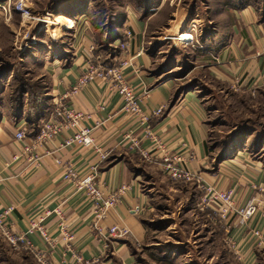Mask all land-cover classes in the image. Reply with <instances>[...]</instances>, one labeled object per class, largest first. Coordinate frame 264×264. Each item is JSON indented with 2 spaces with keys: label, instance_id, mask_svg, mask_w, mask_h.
I'll return each instance as SVG.
<instances>
[{
  "label": "crops",
  "instance_id": "obj_1",
  "mask_svg": "<svg viewBox=\"0 0 264 264\" xmlns=\"http://www.w3.org/2000/svg\"><path fill=\"white\" fill-rule=\"evenodd\" d=\"M129 6L122 11L124 15L119 32L123 34V30L129 28L133 34L131 39L123 35L127 44L112 61L116 63L131 58L124 69L126 81L140 98L150 131L160 138L167 149L184 155L186 166L202 175L215 188L233 189L236 206H245L251 201L258 204L255 214L245 224H238L236 217L231 218L233 226L230 234L238 256L232 251L231 254L236 264H264V192L258 190L262 188L264 191V163L253 159L244 150H237L217 163L212 162L207 148L206 106L195 88L199 84L193 83L191 87L182 89L170 76L153 70L152 53L145 47L144 22L132 9H127ZM220 7L219 13H212L218 19L217 26L213 31L204 33L199 45L203 48L200 53L205 56L201 57L199 53L193 58L195 63L189 74L202 67L210 78L230 86L234 91L263 88V8L243 1H237L236 5L220 4ZM69 21L75 24L64 30V34L66 31L69 34L67 43L64 42L67 46L60 47V53H54L45 64L50 99L45 102L39 128L42 121L51 117L59 98L85 70L87 59L93 57L98 62V56L101 57V53L94 52L95 32L85 12L79 17H71ZM120 41L117 39L112 44ZM62 103L90 113V117L82 122L83 126L93 127L95 119L102 120L101 125L91 131L92 146H63L64 139L72 134L70 128H63L48 144L38 149L39 157L36 159L28 160L26 155L19 161H12V155L18 154L23 144L29 143L35 135L31 134L33 123H27L25 117L14 121L1 116L0 209L9 204L13 206V231L26 234L33 249L44 257L46 264H74L73 253L91 261V264H142L135 255V249L150 246L147 241L153 238L150 234L155 232L154 225L165 220L166 216L159 211L164 207L161 198L166 196L167 188L155 178L157 173L150 169L153 166L141 165L140 161L144 158L126 148L124 135L131 133L137 137L143 148L149 149L154 143L146 138L145 128L138 117L121 109V95L109 91L106 83L100 80L93 81L75 95L65 97ZM102 103H105L103 110H98ZM160 106L164 107L162 113L153 115L152 112ZM60 119L56 120L61 124ZM21 129L25 131L26 139L17 141L15 133ZM101 153L108 154L106 160H99ZM66 165L74 168L79 177L96 167L95 181L105 194L121 185L128 186L120 203L109 209L106 219L100 222L105 227H124L129 231L127 235L110 237L107 241L98 237L91 226L94 220L92 200L63 179ZM194 185L190 184L182 191L170 186L166 192L182 193L180 198L189 204L184 215L193 216L191 220L194 223H203L204 234L197 230L193 231L192 237H188L193 243L206 238V262L217 260V264H227L226 249L215 245L225 236L223 226L211 218L210 208H207V217L196 211L201 192ZM180 218L170 222L179 223ZM211 224L214 229L209 226ZM62 225L71 235L68 241L62 237ZM38 227L45 229L51 244L41 239ZM255 229L260 232L261 239L253 236ZM203 253L200 254L199 249L197 254ZM188 254H191L190 251Z\"/></svg>",
  "mask_w": 264,
  "mask_h": 264
},
{
  "label": "rangeland",
  "instance_id": "obj_2",
  "mask_svg": "<svg viewBox=\"0 0 264 264\" xmlns=\"http://www.w3.org/2000/svg\"><path fill=\"white\" fill-rule=\"evenodd\" d=\"M132 1L139 4L142 0ZM237 1L264 8V0H151L152 7L141 18L146 31L145 47L152 53L154 71L160 70L164 76H170L182 89L191 87L193 83L199 84L195 88L206 106L208 146L212 162L216 163L223 155L226 157L237 150H244L253 159L264 163V87L234 91L230 86L210 78L202 67L189 74L195 63L193 58L203 50L199 45L204 33L213 31L217 26L218 19L212 13L220 12V4L236 5ZM5 2L7 0H0V4L6 5ZM118 2L120 0H14L10 10L4 12L0 9V114L11 119L18 106L25 111H31L39 101L48 102L50 96L45 64L54 53H60V47L67 46L65 43L69 34L67 31L64 34V30L75 24L72 20L69 21L70 18L79 17V14L85 12L90 27L102 24L100 29L105 33L112 26L111 17L122 23L124 8L118 9ZM17 5L27 9L31 18H24L15 10ZM127 9L133 10L134 6ZM136 14L139 16V12ZM55 16L57 21L54 24L38 22V18L52 19ZM185 29L193 32L194 41L181 42L173 38L172 35L178 36ZM126 30L130 29L125 28L123 35ZM130 33L133 34L131 30ZM162 33L166 36L164 40L160 38ZM125 41L123 39L117 44L105 45L107 56L114 54L117 49L122 52ZM98 61L102 63L100 56ZM261 141L262 145L259 144ZM141 160V165L154 167L150 169L157 173L155 178L167 188L166 191L170 186L182 191L184 187L194 185L192 182L174 181L154 163ZM194 187L199 190L195 185ZM166 191V196L161 198L164 207L159 211L166 216L165 220L154 225V234L149 232L150 237H153L147 241L150 246H139L135 249L137 259L142 264H217V260L206 262V238L196 243L189 240L188 236L192 237L193 231L198 230L201 235L204 234L203 223H194L191 220L193 216L184 215L189 204L180 198L182 193L169 194ZM200 197L196 203V211L207 217L208 209L200 207ZM177 216L181 217L179 223L172 224L170 221H177ZM168 223L172 225H167ZM209 226L213 228L212 224ZM224 238L221 237L215 245L226 249L227 264H236ZM199 249L200 254L204 252L203 255L197 254ZM189 251L191 254H188ZM26 253L33 256L29 251L13 250L0 236L1 264H9V260L23 263L25 258L22 257L28 255ZM33 259L30 257V262L41 264L34 256Z\"/></svg>",
  "mask_w": 264,
  "mask_h": 264
},
{
  "label": "built area",
  "instance_id": "obj_3",
  "mask_svg": "<svg viewBox=\"0 0 264 264\" xmlns=\"http://www.w3.org/2000/svg\"><path fill=\"white\" fill-rule=\"evenodd\" d=\"M22 0H18L21 2ZM13 3V2H12ZM11 3V4H12ZM5 6V7H4ZM0 9L6 12L10 10V5L0 4ZM15 10L19 11L24 18H31L27 9H24L21 5H17ZM38 22H44L45 18H38ZM127 38L132 37L130 30L124 31ZM160 38H166L165 33H162ZM191 41H194L191 39ZM188 41V42H191ZM127 43L122 44L125 48ZM264 51V48L262 49ZM139 54V53H138ZM130 57L124 58L119 61L117 65L107 67L104 64L97 62L95 58L90 57L86 61L85 70L78 76L75 83L69 88V90L60 97L52 110L51 117L42 121V124L38 132L32 137L29 143H25L22 146L21 151L18 154L12 155V161H19L28 156V160H34L38 156L37 151L42 146L48 144L63 128H70L72 134L67 136L62 145L70 146L78 144L82 146H92L91 131L99 127L102 123L100 118L94 120L93 127L83 126L82 122L90 117V113H86L82 110L75 109L62 103L63 99L67 96L77 94L82 88L86 87L95 80H100L106 83L109 91H116L121 95V109L128 114H132L139 119V123L145 128V136L151 142L153 146L149 149L143 148L140 145V140L133 136L131 133L124 135L125 146L129 151L138 153L142 158L150 161L158 166L165 175L174 181L178 182H192L201 192L199 205L202 209L210 208L212 210L211 218L216 219L223 226L225 232V243L227 247L237 255L236 245L230 232L232 229V217H236L238 224H245L246 221L251 218L256 210L258 204L251 201L245 206H236L235 191L233 189L221 190L215 188L212 184L208 183L202 175L198 172H194L189 169L185 164L184 155L176 152H172L165 147L163 142L152 133L147 124L148 118L143 113L140 104V98L136 95L125 77V67L129 64ZM145 95V94H143ZM105 103L99 104L98 110H103ZM163 106L155 109L152 114L159 115L163 111ZM61 118V124L56 120ZM24 130H18L15 133V139L17 141H24L26 139ZM108 154L101 153L99 160H106ZM60 163L59 160L56 161ZM93 168V167H92ZM95 170L92 169L90 173L79 177L74 168L70 165H66L64 168L63 179L79 191L85 192L93 203V216L94 220L91 223L92 228L96 231L98 237L107 241L110 237L122 238L129 232L124 227L118 225H112L105 227L100 224L101 221L106 219L107 211L113 208L117 203H120L121 198L125 194L128 186L121 185L116 189L105 194L99 184L95 181ZM255 188V186L253 187ZM260 192H264L262 188L258 189ZM13 206L10 204L0 209V236H2L11 248L17 252L29 251L33 254L34 258L41 264H46L44 257L33 249L32 244L27 239L26 234L15 233L12 229L11 214ZM33 226L32 228H34ZM41 239L51 244L52 240L49 238L45 229L38 227ZM61 234L63 239L67 241L71 239V235L68 234L64 225L61 226ZM255 238L261 239L260 232L256 229L252 231ZM74 264H91V261L84 260L80 255L74 254Z\"/></svg>",
  "mask_w": 264,
  "mask_h": 264
},
{
  "label": "trees",
  "instance_id": "obj_4",
  "mask_svg": "<svg viewBox=\"0 0 264 264\" xmlns=\"http://www.w3.org/2000/svg\"><path fill=\"white\" fill-rule=\"evenodd\" d=\"M117 8H124L125 5H133L135 10L134 12L138 13L139 12V18L141 19L142 17H144L147 14V11L151 6V0H142L140 1V3H136L133 2L132 0H128L127 2H125V0H120V2H118ZM264 10V8H263ZM264 17V12L261 15V18ZM112 18V26H110V30H107V32H103V30H101V26H93V30L95 32V38H94V44H95V53H101V62L107 66V67H111L114 65H117L119 63V61H117L115 63V61L113 62V58H116L117 56H119L120 54V50L117 49L115 50L114 54L108 55L105 53V45L107 46V44H111L113 43V41L115 42V40L120 39L123 40V34H121L119 32V28H120V23L118 21H116L117 19L115 17H111ZM116 49V48H115ZM107 56V57H106ZM45 100L39 101L37 103V105H35V109L28 111V110H24L23 108H20V106H18V110H16L13 113V117L11 118L14 121H18L21 118L25 117L26 122L27 123H33L32 124V133L31 134H36L39 130V121L41 120L42 114L45 110ZM1 114H0V118H1ZM262 145V141L261 143H259ZM207 148H208V153L209 155H211V151L210 148L208 146V141H207ZM223 154V153H222ZM225 157V155H223V157L221 156L218 160H216L217 162H219L221 159H223ZM212 158V157H211ZM216 162V163H217ZM28 255H30V257L33 256L29 253H26ZM28 255H24L22 258H25V260L23 261V263L19 262V261H15V260H9V264H33L32 262H30V257ZM28 258H27V257ZM34 260V259H33ZM35 264V263H34Z\"/></svg>",
  "mask_w": 264,
  "mask_h": 264
},
{
  "label": "bare ground",
  "instance_id": "obj_5",
  "mask_svg": "<svg viewBox=\"0 0 264 264\" xmlns=\"http://www.w3.org/2000/svg\"><path fill=\"white\" fill-rule=\"evenodd\" d=\"M14 2V0H7L6 5H11V3ZM5 7V6H4ZM57 19V16L53 17L52 19L49 17H45L44 22H49L50 24H54ZM174 39L181 40V42H188L191 41V39H194L193 32L191 30H186L181 32L178 36L172 35Z\"/></svg>",
  "mask_w": 264,
  "mask_h": 264
}]
</instances>
